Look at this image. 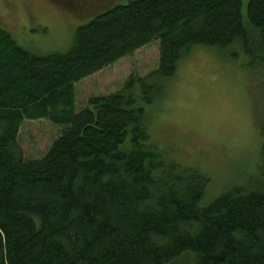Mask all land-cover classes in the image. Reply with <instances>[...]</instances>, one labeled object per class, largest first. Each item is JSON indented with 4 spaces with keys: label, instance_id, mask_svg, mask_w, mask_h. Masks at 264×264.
Returning <instances> with one entry per match:
<instances>
[{
    "label": "trees",
    "instance_id": "1",
    "mask_svg": "<svg viewBox=\"0 0 264 264\" xmlns=\"http://www.w3.org/2000/svg\"><path fill=\"white\" fill-rule=\"evenodd\" d=\"M242 4L129 0L46 55L0 28V264H264L263 176L203 206L208 178L150 142L144 109L193 49L264 64V0ZM153 41L154 71L76 111L74 84ZM27 120L59 127L40 158L18 145Z\"/></svg>",
    "mask_w": 264,
    "mask_h": 264
},
{
    "label": "rangeland",
    "instance_id": "2",
    "mask_svg": "<svg viewBox=\"0 0 264 264\" xmlns=\"http://www.w3.org/2000/svg\"><path fill=\"white\" fill-rule=\"evenodd\" d=\"M129 0H0V28L37 55L66 53L76 28ZM80 4V5H78ZM246 0L242 11L245 13ZM239 48H196L144 109L150 142L168 159L209 180L203 206L247 179L264 183V64L249 68ZM158 42L123 57L74 84V107L120 89L131 76L157 68ZM55 129V130H54ZM59 127L24 121L18 145L24 158H40Z\"/></svg>",
    "mask_w": 264,
    "mask_h": 264
}]
</instances>
